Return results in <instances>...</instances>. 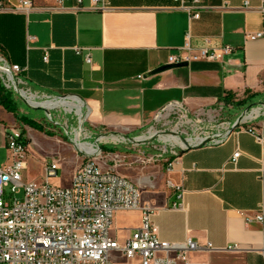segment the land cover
<instances>
[{
  "label": "crops",
  "instance_id": "0c3cea01",
  "mask_svg": "<svg viewBox=\"0 0 264 264\" xmlns=\"http://www.w3.org/2000/svg\"><path fill=\"white\" fill-rule=\"evenodd\" d=\"M16 1L0 0V53L20 67L23 86L34 93L81 100L86 128L79 139L84 133L94 143L101 130H142L173 101L190 113L224 104L227 93L233 101L256 93L251 103L264 102V34L246 38L264 32V12L257 9L261 0H198L205 8L197 18L180 8L191 0H104V10L93 9L90 0H81L79 8H74L76 0H31L36 8L10 10ZM43 6L56 9L37 8ZM186 34L194 52L206 37L210 46L227 45L232 51L220 61H190L148 76L178 54ZM19 112L39 123L37 113L21 106ZM12 127L21 128L14 114L0 106L1 167ZM60 129L47 135L27 127V147H74L73 134ZM255 135L264 139L263 111L220 144L192 147L118 173L138 187L140 202L154 209L151 220L161 240L190 238L200 246L188 254L186 264H264L259 253L264 227L247 221L264 195V141ZM236 149L240 155L228 162ZM98 164L114 171L117 166L105 160ZM177 187L181 207L172 206ZM114 218L127 236L141 223L139 211H121ZM114 237L119 243L126 238Z\"/></svg>",
  "mask_w": 264,
  "mask_h": 264
},
{
  "label": "built area",
  "instance_id": "2783aa9c",
  "mask_svg": "<svg viewBox=\"0 0 264 264\" xmlns=\"http://www.w3.org/2000/svg\"><path fill=\"white\" fill-rule=\"evenodd\" d=\"M90 2L93 9L108 8L104 0ZM80 3L81 0H76L74 8H79ZM8 8L13 11H28L36 7L31 0H17ZM37 8L56 9L55 6ZM180 8L187 11L190 18H197L199 10L205 7L198 0H191L186 4L181 3ZM257 9L264 12V0H261ZM263 34V31L250 33L246 38L255 39ZM188 38L189 34H186L178 54L170 55L168 63L220 61L232 51L227 45L210 46V40L206 37L205 45L194 52ZM74 50L81 53L80 47H75ZM46 58L45 54L44 59ZM85 61L89 62L88 54ZM20 71L18 65L10 64L0 53V80L5 88L17 93L24 101L75 103L78 99L81 102L71 94L51 96L34 93L23 86ZM60 106L63 112L76 116L79 121L77 128H65V134H73L74 147L81 154V161L73 169L70 185L61 187L50 183L52 178L57 177L60 163L59 158L53 156L43 164V175L39 183L23 180L27 142H24L19 127L9 128L6 133L7 161L0 167V264H124L118 263L119 259L125 263L132 261L134 264H186L188 254L200 246L190 238L181 242L161 240L151 220L154 209L140 202L138 187L114 170L103 169L98 164L102 153L99 146L102 139L99 137L103 136L99 135L94 143L79 139L83 132L80 125L84 117L82 107L80 115L75 107L61 104L44 107L47 110L45 114L49 116V110ZM259 107L264 112V104ZM167 108H182L185 113L181 117H187V110L178 101L165 105L156 116ZM231 125L222 133L204 136L211 138L207 144L216 145L225 141L234 131L230 129ZM118 137L126 139L125 136ZM255 137L260 143L264 141L261 136ZM201 138L203 137L200 140ZM81 144L91 150L80 148ZM239 155L240 152L236 149L228 162L235 163ZM176 191V201L172 206L181 207L182 191L179 187ZM121 211H139L141 223L119 243L110 235V228L114 215ZM247 221H256L264 227V195L258 202L254 215L248 217ZM205 247L212 248L209 243ZM259 253L264 261V238L260 242Z\"/></svg>",
  "mask_w": 264,
  "mask_h": 264
},
{
  "label": "rangeland",
  "instance_id": "374dc122",
  "mask_svg": "<svg viewBox=\"0 0 264 264\" xmlns=\"http://www.w3.org/2000/svg\"><path fill=\"white\" fill-rule=\"evenodd\" d=\"M15 94L22 109L26 110L30 114H38L36 119L43 127L41 132L54 133V130L56 132H60L61 127L67 129L68 127L77 128L79 126V121L76 116L63 112L61 106L49 110L48 116L44 112L47 111L46 109L42 110L31 108L25 103L24 99L17 95V93ZM58 104L59 103L53 106ZM248 105L238 106L234 103H224L198 113H190L187 111V117H181V115L185 113L182 108L164 109L158 117L153 119L149 126L142 130L132 131L128 134H117L101 130L99 135L106 138L99 141V145L104 147L101 148L102 153L98 160H105L109 163L116 162L117 166L115 167V171L120 174H122L123 171L129 170L131 166L137 163H145L159 159L168 160L180 151V146L170 142L161 141L158 138L159 135L169 134L172 140H186L187 138L195 139L197 137H204L212 133H222L227 126L231 125L235 121L237 116H239ZM55 121L58 122V124H56ZM85 123L86 117L84 116L82 122L80 123L84 130L86 128ZM19 125L23 131L29 127L24 124ZM151 132H156V136L150 140L143 142H134L131 140L132 137L150 135ZM111 135L125 136L126 139L123 140L119 137V140L114 142L110 139ZM84 136L85 135L83 133L81 140L88 139ZM33 146L34 147H28L26 166L25 169L22 170L23 180L36 181V183H39L43 175V164L50 160L53 156L59 158L60 163L57 171V177L52 178L50 183L61 187L70 185L73 169L81 161V154L78 151V148L38 147L39 145L35 143ZM6 153L8 154L7 149ZM1 156L2 151H0V167L2 164ZM138 156L141 158H138ZM127 234L128 231L123 229V227L120 226L117 220L113 217L110 235L113 237L116 236L118 240L122 242ZM118 263L134 264L132 261L125 263V261L121 259L118 260Z\"/></svg>",
  "mask_w": 264,
  "mask_h": 264
},
{
  "label": "trees",
  "instance_id": "16d2710c",
  "mask_svg": "<svg viewBox=\"0 0 264 264\" xmlns=\"http://www.w3.org/2000/svg\"><path fill=\"white\" fill-rule=\"evenodd\" d=\"M255 94L252 96H248L246 98L240 99L238 101H233L231 93H227L225 97L222 98V101L225 104L228 103H234L238 106H245L252 102L250 99L251 97H254ZM15 93L11 89H7L3 86L1 80H0V106H2L5 110L12 112L15 116L16 121L19 124L27 125L31 128L37 129L42 131L43 127L40 123H37L32 117H30L28 114L19 112V103L17 98L15 97ZM258 99H262L259 97ZM21 134H24V131L22 128H20ZM47 135H52V133L45 132ZM24 136V135H23ZM24 142H26V139L24 138ZM103 148V147H102Z\"/></svg>",
  "mask_w": 264,
  "mask_h": 264
},
{
  "label": "bare ground",
  "instance_id": "6f19581e",
  "mask_svg": "<svg viewBox=\"0 0 264 264\" xmlns=\"http://www.w3.org/2000/svg\"><path fill=\"white\" fill-rule=\"evenodd\" d=\"M28 100L30 101V99H28ZM30 102L33 105H40V106H43V107H50V106H53V105L57 104V103H50V102H38V103L37 102H32V101H30ZM59 104H61V105H67L70 108L75 107L77 114L78 115L81 114V107H82L83 104L78 99L76 100L75 103H71V102L70 103L59 102ZM167 109H169V108H167ZM260 111H261V108L260 107H254V108H252V110L245 112V114H244V120H248V119L253 118L257 114H259ZM156 117H158V116H156ZM154 135L156 136V132H151L150 135L138 136V137H136V139L137 140H144V139H148V138H150V137H152ZM77 136H78V133L76 134V137ZM100 138L101 139H105V137H99V139ZM158 138L161 141H163V142H170V143H173V144H177L180 147H183L186 143L192 144V143L197 142V141L200 140V137H197L195 139L187 138L185 141L180 140V139L172 140L170 138L169 134L159 135ZM110 139L115 142V141L119 140V137L116 136V135H111L110 136ZM80 148H85V149H87L89 151L91 150L89 147H84V144H81V147Z\"/></svg>",
  "mask_w": 264,
  "mask_h": 264
},
{
  "label": "water",
  "instance_id": "95a60500",
  "mask_svg": "<svg viewBox=\"0 0 264 264\" xmlns=\"http://www.w3.org/2000/svg\"><path fill=\"white\" fill-rule=\"evenodd\" d=\"M188 63L187 62H178V63H166V64H162V65H159L158 67L152 69L151 71H149L147 73V75H152V74H155V73H158V72H162L164 70H168V69H171V68H176V67H182V66H187ZM25 103L31 107V108H35V109H42V110H45V108L43 106H40V105H33L27 101H25ZM264 102H255V103H251L247 106L246 110L241 113L236 119L235 121L232 123L230 129L231 130H234L235 128L239 127V125L241 123H243L244 121V114L245 112L247 111H250L252 110V108L254 107H259L261 105H263ZM155 136V135H154ZM154 136L148 138V139H144V140H137L136 137H132L131 140L134 141V142H143V141H146V140H150L152 139ZM183 141H185V139H182ZM211 140L210 137H203L201 138V140H199L197 143L195 144H190V143H186L183 147H180V151H184L186 149H189V148H192V147H196V146H203V145H206L209 141Z\"/></svg>",
  "mask_w": 264,
  "mask_h": 264
}]
</instances>
